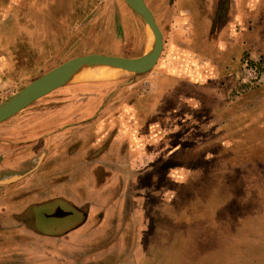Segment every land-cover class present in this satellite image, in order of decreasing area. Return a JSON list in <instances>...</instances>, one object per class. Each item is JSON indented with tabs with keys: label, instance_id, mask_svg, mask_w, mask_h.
Instances as JSON below:
<instances>
[{
	"label": "rangeland",
	"instance_id": "obj_1",
	"mask_svg": "<svg viewBox=\"0 0 264 264\" xmlns=\"http://www.w3.org/2000/svg\"><path fill=\"white\" fill-rule=\"evenodd\" d=\"M97 1L105 7L108 0ZM145 1L164 35L163 52L150 72L137 76L118 72L104 80L83 81L106 85L101 88L105 99L98 105L103 111L98 110L84 123L80 115L68 116L70 108L67 122H50V116L62 112L70 101L61 93H50L0 124V264H63L56 259L53 250L57 249L49 237L30 229L38 226L34 223L36 215L49 214L57 201L70 205L71 200L94 202L85 207L92 208L101 218L103 214L109 215L106 209L115 208L124 200L158 203L161 196L167 198L168 205L161 202L159 208L165 211L166 207L168 217H176L174 222L181 230L170 237L167 230L172 226L163 212L159 220L168 225L163 232L168 242L162 243V252L155 251V257L148 260L141 258L140 264H264V99H260L262 95L256 98L264 86L259 84L261 89L257 93H249L256 85L235 82V103L230 111L200 116L207 123L201 130L191 129L198 117L179 96H190L193 89L188 83L162 99L161 108L156 107L153 112L148 109L159 101L149 98L156 93L152 84L156 75L169 67L172 58L186 54L178 47L182 41L170 34L178 26L167 24L166 13H199L200 8L202 13H239L241 9L264 13V0H189L184 8L179 7V0ZM21 2L15 0L17 5L9 7L7 0H0V26L5 20L2 13L8 9L17 13ZM34 2L27 0L31 5ZM117 2L128 5L130 13L142 24L137 27L135 21H129L124 24L125 30L121 29V39L94 49L103 54L141 55L151 44L147 25L125 0ZM49 3L56 7L58 4ZM51 9L48 6L41 13H55ZM109 14L104 13L105 23ZM185 31L190 33V26ZM17 34L18 41L6 39L0 46V102L62 62L96 52L73 51L70 43L64 52L38 50L34 43L39 36L31 28L28 33ZM69 34L67 31V38ZM39 41L43 42L41 38ZM90 98L89 93L81 95L78 105ZM107 105L108 111L104 110ZM151 122L158 123L159 129L154 124L151 128L155 130L149 131ZM148 152L156 158L149 160L144 156ZM117 173L126 176L118 177ZM44 181L55 192L33 193L45 185ZM67 185L75 189L74 193H67ZM151 190L161 195L148 193ZM45 197L56 200L33 204ZM22 199L25 210L16 218L18 222H12L9 216L14 210L11 204L3 202ZM63 206L68 211L67 205ZM58 219L67 225L72 216ZM60 249L62 252V245Z\"/></svg>",
	"mask_w": 264,
	"mask_h": 264
},
{
	"label": "crops",
	"instance_id": "obj_2",
	"mask_svg": "<svg viewBox=\"0 0 264 264\" xmlns=\"http://www.w3.org/2000/svg\"><path fill=\"white\" fill-rule=\"evenodd\" d=\"M53 1H55V5L56 3L59 5L57 4L56 7L53 3H49ZM7 4L9 7L17 5L15 0H7ZM189 4V0L178 1L180 8L187 7ZM48 6H52L50 12L55 9V13H41ZM196 8L199 9L198 6ZM81 10L84 15L79 13ZM241 10L239 13L225 14L166 13L167 24L175 23L178 26L170 34L182 41L181 46L178 47L186 54L182 58H172L169 67L156 75V80L152 83L156 88V93L152 96L150 94L149 98H156L159 101L148 107L150 112H153L156 107L161 108L162 99L173 94L174 89L188 83L193 90L188 97L179 95L180 99L188 103L193 113L198 117L197 121H193L191 129H204L207 123L201 121L200 116L203 118L223 111L226 113L227 110L230 111L231 104L235 103L234 73L244 57L250 58L252 64L262 67L260 85L264 86V13H247L245 9ZM69 11L70 13H67ZM130 12L128 5H122L117 0H108L105 7L104 3H99L97 0H35L33 5L27 3V0H22L17 13H13V10L9 11V9L6 13H2L5 20L0 26V46L6 39L18 41L17 33H28L31 28L35 36H39L37 42L34 43L38 50H50L54 53L64 52L67 50V44L70 43L73 51L82 53V50L93 49L96 52H102L94 49V46L102 45L104 48L114 39H119L122 27L123 31L125 30L124 26L126 28L124 24L134 21L137 27L142 24V21ZM104 13H110L106 23ZM114 15L117 16V20ZM188 26H190V33L185 31ZM67 31L70 32L68 38ZM40 38L47 44L40 42ZM260 85L249 93H257V90L261 89ZM104 87L106 85L100 82H78L56 89L52 94L61 93L63 97H69L70 101L61 109L62 112H55V115H51L50 119L53 118L54 122L63 120L67 122V108H70L71 114L68 116L80 115L81 123L88 121L89 116L96 114L98 110L100 112L101 107L98 105L105 99L101 89ZM87 91H90L88 93L91 98L88 101L84 99L83 104L78 105L81 100L78 98L81 95H87ZM261 95L262 97H260ZM59 96L55 95V97ZM259 97L261 100L264 99V91L258 93L256 98ZM250 100L252 101L254 98L252 97ZM250 105L249 103L248 106ZM242 106H246V104ZM242 106L241 109L244 108ZM109 108L110 105H107L104 110L108 111ZM74 112L76 113L74 114ZM58 115H63L66 118ZM154 124L157 128L158 123L151 122L148 125L149 131L155 130L151 128ZM144 156L149 160H154L157 155L148 152ZM117 176L126 175L117 173ZM44 182V189H46L38 192L33 191V193L51 194L55 192L51 190L49 183ZM74 191L75 189L72 190L67 185V193L72 194ZM148 193L161 195V192L153 190ZM136 199H140V197ZM134 200H124L123 205L118 204L115 208H105L106 211H109V215L103 214L101 218L95 214L92 208L85 207L94 202L85 204L71 200L72 206L67 207V210L72 211V219L67 220V225L58 218L43 219L41 213L40 220L45 222L48 227L45 229L35 228L40 232V235L49 237V242L57 249L53 250L56 259L61 260L63 264H140L141 258L148 260L149 257H155V251L162 252L159 250L163 248L162 243L168 242L163 238V232L168 225L172 226L167 230L170 237L174 234L178 235L181 229L176 227L177 224L174 222L176 217L169 218L166 207L163 211V208L158 206V203L161 202L168 205L167 198L161 196L158 203H151L147 199L142 203H134ZM48 201L50 199L41 202ZM3 204H11L10 208L14 210V214H11L9 218L12 222H18L16 218L23 214L26 207V203L23 204V199L21 202L4 201ZM114 204L115 202L113 206ZM163 212H165L166 220L169 219L167 226L159 220L161 216H164ZM5 218L7 220V215ZM35 234L39 233L35 232ZM59 241L63 243H59ZM60 245L63 246L62 252Z\"/></svg>",
	"mask_w": 264,
	"mask_h": 264
},
{
	"label": "water",
	"instance_id": "obj_3",
	"mask_svg": "<svg viewBox=\"0 0 264 264\" xmlns=\"http://www.w3.org/2000/svg\"><path fill=\"white\" fill-rule=\"evenodd\" d=\"M125 1L143 19L147 28L149 26L153 32L154 38H151L150 47L143 54L127 57L92 52L72 57L34 79L7 100L0 102V124L58 88L78 82L91 81L82 78V75L94 66L107 65L118 67L123 69L119 74L130 73L135 76L150 72L157 64L164 49L163 32L155 14L145 0ZM3 182L6 183L8 180ZM71 214L72 211H66L58 206L49 211V214H43V219L45 217L60 218Z\"/></svg>",
	"mask_w": 264,
	"mask_h": 264
},
{
	"label": "flooded vegetation",
	"instance_id": "obj_4",
	"mask_svg": "<svg viewBox=\"0 0 264 264\" xmlns=\"http://www.w3.org/2000/svg\"><path fill=\"white\" fill-rule=\"evenodd\" d=\"M102 2H103V0H101ZM223 1H226V0H223ZM199 13H202V8H200V11H199ZM227 13V12H226ZM246 63H252V60L250 59V58H246V57H244L243 59H241V61H240V66L236 69V72L234 73V77H235V82L236 83H238V82H240V78H241V74H242V71H243V68H244V66H245V64ZM261 63V62H260ZM260 68V73H261V77H262V73H263V69H262V67L260 66L259 67ZM234 82V83H235ZM260 84V82L259 83H256V84H254V86L256 85H259ZM234 87H236V85H234ZM233 87V88H234ZM50 119V118H49ZM53 119V118H52ZM52 119H50L49 121L50 122H54ZM2 159V158H1ZM46 189V188H45ZM44 189V186H42V187H40V190L39 191H44L45 190ZM36 191V190H35ZM36 192H38V191H36ZM35 194H39V193H35ZM41 194H43V193H40V195ZM44 194H47V193H44ZM45 199H50V201H55L56 200V197H45V198H42V200L41 201H45ZM41 201H36V202H33V204H36V205H42V204H46V203H48V202H50V201H48V202H41ZM63 205H67V207H71L72 205H70L69 203H66V204H63V203H60L59 201H57V204L54 206V207H58V206H60V207H64ZM40 214H41V212L40 213H38L37 215H36V217H35V224H38V226H33V227H31L30 229H32L33 231L34 230H37V229H45V227H48V225L45 223V222H41V220H40ZM58 226V225H57ZM37 229H36V228Z\"/></svg>",
	"mask_w": 264,
	"mask_h": 264
},
{
	"label": "bare ground",
	"instance_id": "obj_5",
	"mask_svg": "<svg viewBox=\"0 0 264 264\" xmlns=\"http://www.w3.org/2000/svg\"><path fill=\"white\" fill-rule=\"evenodd\" d=\"M148 33L151 35V38H154L151 28L148 26ZM123 69L107 65H98L92 68L82 75V78L87 80H104L107 79V76H116L118 72H121ZM101 77V78H100ZM106 77V78H104ZM109 78V77H108Z\"/></svg>",
	"mask_w": 264,
	"mask_h": 264
},
{
	"label": "built area",
	"instance_id": "obj_6",
	"mask_svg": "<svg viewBox=\"0 0 264 264\" xmlns=\"http://www.w3.org/2000/svg\"><path fill=\"white\" fill-rule=\"evenodd\" d=\"M261 80L260 68L252 63H246L240 78L243 84L254 85Z\"/></svg>",
	"mask_w": 264,
	"mask_h": 264
}]
</instances>
